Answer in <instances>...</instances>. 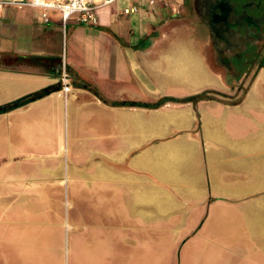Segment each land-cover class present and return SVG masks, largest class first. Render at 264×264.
Masks as SVG:
<instances>
[{
	"label": "crops",
	"instance_id": "1",
	"mask_svg": "<svg viewBox=\"0 0 264 264\" xmlns=\"http://www.w3.org/2000/svg\"><path fill=\"white\" fill-rule=\"evenodd\" d=\"M184 6L0 8V264H63L67 232L75 264H179L197 238L264 264V72L228 83Z\"/></svg>",
	"mask_w": 264,
	"mask_h": 264
},
{
	"label": "flooded vegetation",
	"instance_id": "2",
	"mask_svg": "<svg viewBox=\"0 0 264 264\" xmlns=\"http://www.w3.org/2000/svg\"><path fill=\"white\" fill-rule=\"evenodd\" d=\"M188 20L207 28L211 64L233 86L264 72V0H185Z\"/></svg>",
	"mask_w": 264,
	"mask_h": 264
},
{
	"label": "built area",
	"instance_id": "3",
	"mask_svg": "<svg viewBox=\"0 0 264 264\" xmlns=\"http://www.w3.org/2000/svg\"><path fill=\"white\" fill-rule=\"evenodd\" d=\"M115 0H0V8L34 6L42 10V16L46 21L51 19V11L61 12L63 21L71 18L87 25H97L99 16L97 9ZM153 3L154 0H151ZM137 7H127L126 12L136 11ZM61 82L65 94L71 90V74L65 57L61 64Z\"/></svg>",
	"mask_w": 264,
	"mask_h": 264
},
{
	"label": "rangeland",
	"instance_id": "4",
	"mask_svg": "<svg viewBox=\"0 0 264 264\" xmlns=\"http://www.w3.org/2000/svg\"><path fill=\"white\" fill-rule=\"evenodd\" d=\"M66 209H67L66 213L68 214L71 208L67 206ZM231 220H232L231 218H225L224 221L222 220V223L226 222L225 225L232 228L231 223H230ZM211 239L209 240L207 238L193 239L189 244L186 245V250L181 251V255L179 256L178 263L179 264H208V263L210 264L211 262L207 261L208 258H210L209 255L208 256L205 255V257L202 258L199 254H197L198 252L197 250L203 247L212 248V247L217 246L216 244H214L215 240L213 238ZM73 253L74 252H73L72 238L69 239L68 232H67L66 239H65L63 264H75ZM244 264H247V263H244Z\"/></svg>",
	"mask_w": 264,
	"mask_h": 264
},
{
	"label": "trees",
	"instance_id": "5",
	"mask_svg": "<svg viewBox=\"0 0 264 264\" xmlns=\"http://www.w3.org/2000/svg\"><path fill=\"white\" fill-rule=\"evenodd\" d=\"M47 90H48V89H47ZM47 90H44V91H42V92H40V93H35V94H31V95H29V96H26V97H24L23 99H21L18 103H19V104L26 103V102H28V101H30V100H32V99L38 97V96L43 95L44 93H46ZM167 99H168V98H164V99H162L159 103H162V102L166 101Z\"/></svg>",
	"mask_w": 264,
	"mask_h": 264
},
{
	"label": "water",
	"instance_id": "6",
	"mask_svg": "<svg viewBox=\"0 0 264 264\" xmlns=\"http://www.w3.org/2000/svg\"><path fill=\"white\" fill-rule=\"evenodd\" d=\"M47 90V89H46ZM49 90H47L46 92H48ZM42 92V91H41ZM38 93H40V92H38ZM15 105H19V103L18 102H14L13 104H11V106H15ZM7 108V106H2L1 108H0V110H4V109H6Z\"/></svg>",
	"mask_w": 264,
	"mask_h": 264
}]
</instances>
